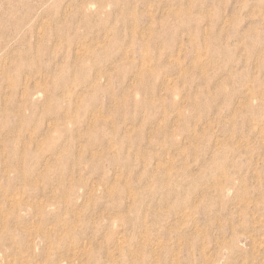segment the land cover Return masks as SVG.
Wrapping results in <instances>:
<instances>
[{"label":"rangeland","instance_id":"obj_1","mask_svg":"<svg viewBox=\"0 0 264 264\" xmlns=\"http://www.w3.org/2000/svg\"><path fill=\"white\" fill-rule=\"evenodd\" d=\"M0 264H264V0H0Z\"/></svg>","mask_w":264,"mask_h":264}]
</instances>
